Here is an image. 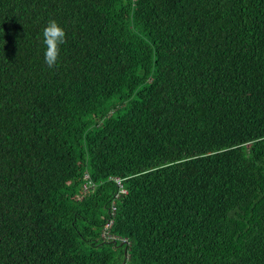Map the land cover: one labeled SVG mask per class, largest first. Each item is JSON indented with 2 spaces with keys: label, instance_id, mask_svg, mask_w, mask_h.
I'll return each mask as SVG.
<instances>
[{
  "label": "trees",
  "instance_id": "obj_1",
  "mask_svg": "<svg viewBox=\"0 0 264 264\" xmlns=\"http://www.w3.org/2000/svg\"><path fill=\"white\" fill-rule=\"evenodd\" d=\"M0 264H264V0H0Z\"/></svg>",
  "mask_w": 264,
  "mask_h": 264
},
{
  "label": "clouds",
  "instance_id": "obj_2",
  "mask_svg": "<svg viewBox=\"0 0 264 264\" xmlns=\"http://www.w3.org/2000/svg\"><path fill=\"white\" fill-rule=\"evenodd\" d=\"M65 38V29L56 20L50 19L43 28L41 37L44 62L49 67L55 66L58 62L60 46L65 42Z\"/></svg>",
  "mask_w": 264,
  "mask_h": 264
},
{
  "label": "built area",
  "instance_id": "obj_3",
  "mask_svg": "<svg viewBox=\"0 0 264 264\" xmlns=\"http://www.w3.org/2000/svg\"><path fill=\"white\" fill-rule=\"evenodd\" d=\"M87 177V176H85ZM110 180H112L115 185L118 187V193L116 194V198L120 195V194H125L126 193V190L123 188V185H122V180L118 177H114V178H110ZM91 186V184L89 185ZM86 188V185H84V189ZM115 210V207L112 208L111 212H113ZM111 224H112V221H109L108 224L105 226V230L102 232V236L104 238H109V235H108V230L109 228L111 227Z\"/></svg>",
  "mask_w": 264,
  "mask_h": 264
},
{
  "label": "rangeland",
  "instance_id": "obj_4",
  "mask_svg": "<svg viewBox=\"0 0 264 264\" xmlns=\"http://www.w3.org/2000/svg\"><path fill=\"white\" fill-rule=\"evenodd\" d=\"M103 237V236H102ZM104 238V237H103ZM105 239V238H104Z\"/></svg>",
  "mask_w": 264,
  "mask_h": 264
}]
</instances>
